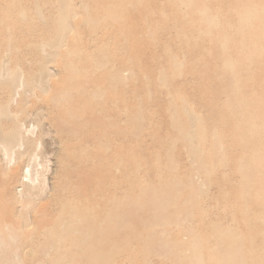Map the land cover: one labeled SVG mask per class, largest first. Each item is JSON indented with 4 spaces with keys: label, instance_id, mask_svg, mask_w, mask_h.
<instances>
[{
    "label": "rangeland",
    "instance_id": "obj_1",
    "mask_svg": "<svg viewBox=\"0 0 264 264\" xmlns=\"http://www.w3.org/2000/svg\"><path fill=\"white\" fill-rule=\"evenodd\" d=\"M232 3L0 0V264H264V56Z\"/></svg>",
    "mask_w": 264,
    "mask_h": 264
},
{
    "label": "bare ground",
    "instance_id": "obj_2",
    "mask_svg": "<svg viewBox=\"0 0 264 264\" xmlns=\"http://www.w3.org/2000/svg\"><path fill=\"white\" fill-rule=\"evenodd\" d=\"M232 9H241L239 11V15H238V21L240 24V29H241V38L244 44V52L243 55L245 57V59L250 60L252 59V57H254L256 60L260 59L262 60L263 56H264V0H239V4H234L232 3ZM239 53V52H238ZM248 65V64H247ZM1 74V73H0ZM2 77V76H1ZM0 77V78H1ZM38 85V84H37ZM40 87V86H39ZM10 115V114H9ZM17 121V120H16ZM21 129V128H19ZM33 129V127H32ZM56 129V128H55ZM28 132V131H27ZM31 132V131H30ZM66 132V131H65ZM69 134V132H68ZM75 135V133H74ZM80 135V134H79ZM76 136L78 137V135L76 134ZM20 137V136H19ZM42 137V136H41ZM67 139V138H66ZM43 140V139H42ZM38 142V141H37ZM51 142V141H50ZM3 143V149H5V153L7 154V151H9L10 149L13 150L11 143L8 141L7 143H5V141L2 142ZM59 143V142H58ZM62 143H65V141H63ZM82 144V143H81ZM17 145V144H16ZM20 145V144H19ZM38 145V143H37ZM40 145V143H39ZM21 146V145H20ZM38 147V146H37ZM36 147V148H37ZM65 147V146H64ZM70 147V146H69ZM36 148L34 150V152L36 153ZM44 148V147H43ZM50 148V147H49ZM79 148V147H78ZM38 149V148H37ZM21 150V149H20ZM49 150V149H47ZM68 150V149H67ZM85 150V149H84ZM82 150V151H84ZM3 151V150H2ZM26 151V149H25ZM52 151V150H51ZM70 151V150H69ZM4 152V151H3ZM45 152V151H44ZM39 153V152H38ZM48 153V152H47ZM8 154H12L9 153ZM7 154V155H8ZM44 154V153H43ZM46 154V153H45ZM6 155V156H7ZM37 155V154H35ZM49 155V154H48ZM76 155V153H75ZM80 155V154H79ZM10 156V155H9ZM40 156V155H38ZM43 156V155H42ZM8 157V156H7ZM6 157V158H7ZM11 157V156H10ZM36 157V156H35ZM44 157V156H43ZM40 156V158H43ZM59 157V156H58ZM37 158V157H36ZM11 159V158H10ZM30 159V158H29ZM83 159V158H82ZM34 160V157H33ZM39 159H36V161H38ZM42 160V159H40ZM44 160V159H43ZM48 160V159H46ZM50 160V159H49ZM7 161V160H6ZM30 162V161H29ZM32 162V161H31ZM30 162V164H31ZM39 162V161H38ZM44 162V161H43ZM47 162V161H46ZM49 162V161H48ZM47 162V163H48ZM35 164H37L36 162H34ZM75 163V162H74ZM34 164V165H35ZM70 164V163H69ZM28 165V164H27ZM33 165V166H34ZM32 166V165H31ZM41 166V165H40ZM30 166H28L29 169ZM39 167V166H38ZM48 167V166H46ZM37 168V167H35ZM27 169V168H26ZM45 168L42 166L41 170H35L34 172L36 174L43 175V170ZM49 169V167H48ZM55 169V168H54ZM47 170V169H46ZM80 171V170H79ZM27 175H25L26 178H28V180H30L31 182L35 181V179L37 178L36 176L33 177L34 175L31 173V170H27ZM46 172V171H45ZM61 172V171H60ZM34 173V174H35ZM79 173V172H78ZM64 176V175H63ZM66 176V175H65ZM35 178V179H34ZM41 178V177H40ZM42 180V178H41ZM56 180V179H55ZM71 180V179H69ZM42 182V181H41ZM40 183V182H39ZM45 183V182H44ZM27 184V183H25ZM29 184V183H28ZM35 184V183H34ZM67 184V183H66ZM77 187V186H76ZM44 188V187H42ZM75 189V187H74ZM43 190V189H42ZM76 190V189H75ZM77 193V191H75ZM78 190V189H77ZM42 192V191H41ZM81 192V191H80ZM75 194V193H74ZM79 194V193H78ZM35 196V195H34ZM77 195H75L76 197ZM67 197V196H66ZM70 197V196H68ZM67 197V198H68ZM64 203V202H63ZM26 206V205H25ZM43 215V214H42ZM81 216V215H80ZM77 216V217H80ZM21 218V217H20ZM24 222V221H23ZM10 223V222H9ZM8 225V224H7ZM12 225V224H11ZM15 225V224H13ZM17 226V225H16ZM18 228V226H17ZM18 262V261H17Z\"/></svg>",
    "mask_w": 264,
    "mask_h": 264
}]
</instances>
